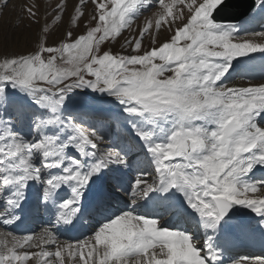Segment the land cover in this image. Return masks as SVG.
Here are the masks:
<instances>
[{
	"label": "snow or ice",
	"instance_id": "obj_1",
	"mask_svg": "<svg viewBox=\"0 0 264 264\" xmlns=\"http://www.w3.org/2000/svg\"><path fill=\"white\" fill-rule=\"evenodd\" d=\"M9 4L2 0L0 12ZM89 4L88 25L74 32L71 25L85 18ZM156 4L160 11L125 38L120 52L101 53L105 41L131 31ZM226 7V0H78L70 12L58 0L52 16L60 31L47 20L41 25L39 4L24 9L37 30L35 47L0 49V112L30 117L32 128L30 137L21 135L0 115V264H223L215 241H230L233 208L250 209L264 230V178L251 175L264 169V80L225 82L233 60L264 54V31L238 35L234 26L217 23ZM163 26L170 35L158 41L153 33ZM146 37L151 43L142 48ZM83 89L114 97L146 150L148 167L127 188L113 178L112 190L127 198L123 208L107 189L91 201L86 195L106 169L130 165L98 129L65 115L70 94ZM173 190L199 216L205 239L140 212L141 201L151 203L155 193L167 203ZM85 205L88 214L103 216L99 226L83 239H61V228L79 227ZM17 210H51L55 222L16 235L7 229L20 220ZM229 264H264V256Z\"/></svg>",
	"mask_w": 264,
	"mask_h": 264
},
{
	"label": "rangeland",
	"instance_id": "obj_2",
	"mask_svg": "<svg viewBox=\"0 0 264 264\" xmlns=\"http://www.w3.org/2000/svg\"><path fill=\"white\" fill-rule=\"evenodd\" d=\"M236 1H239V0H236ZM0 2H2V0H0ZM57 2H58V0H10V4H9L8 8L4 9L2 12H0V49L7 48L8 50H11V51H24L25 49L35 47L34 37H35V35H37V30L33 27V24L31 23L30 18L28 17V14L24 11V9L30 5H34V4L40 5L41 25H43L45 23V20H47V23L52 28H54L56 31H60L61 28L56 26V24L54 23V16H52V8L55 6V4ZM59 2L60 3H67L68 4V11L71 12L72 11V5L77 4L78 0H59ZM166 2H167V0H166ZM45 8H47V12H45ZM91 10H92V5L89 4V7L87 9H85V12H86L85 18L78 25L77 24L71 25L74 32H81V33L83 32L84 27L86 25H88V16L91 15ZM159 11H160L159 4H156L155 6H153L151 11H143V13L140 15L139 19L136 20L135 23L133 24L132 30L131 31L122 30L121 35L117 37V41H119V42L111 41V40L105 41V43L101 45V53L103 51H112L114 53L120 52L121 51V44L124 43L125 38H131L132 35L137 34L139 32L140 28L144 26L145 20L146 19L147 20L153 19V17L155 16V13H157ZM73 15H74V13H73ZM234 15H235V13L226 14V16H234ZM155 18L158 19L159 17H155ZM217 22H220V21H217ZM223 22L226 23L229 21H223ZM94 23L95 22H93L92 26H94ZM222 24H224V23H222ZM64 26L65 27L69 26L67 16H65V18H64ZM153 34L158 37V41H163L165 36L170 35V33L166 31V26H163L160 29L159 33L154 32ZM150 43H151V38L146 37L142 41V48L149 47ZM131 50L132 49H127V51H129V52ZM157 62L159 63V61H157ZM233 62L234 61H232V66H233ZM244 70H245V68H243L240 71V73L233 71V73L231 74L230 81H236V83L239 85H248L249 83L254 82V84H256V83H259L261 80H263L261 78L257 79V78H253V77L247 78V77L241 76V73ZM8 92L11 94H15L18 97L24 98L25 100H27V103L29 105H31V103H32L31 99L28 98L25 93L19 92L17 89H13L11 87L8 88ZM70 96L73 98V102H71V103L66 102L65 115H72V116H74V118L78 119L82 123H85L87 126L98 129L101 132V134L105 135V139L107 141H109L111 146L118 148L119 150H121L122 152H124L127 155L130 166L128 168H120L118 166H112V169H114V170L116 167V171L110 172V177L112 179V176L114 173L119 174V175L122 174L121 177L124 178V180L126 182H130V180L134 179L132 177L133 176L135 177L137 171L140 170L138 168H139V164L141 163L142 159L145 160L146 158H145V156L139 155L141 148H140V150L137 149L135 146L136 145L135 141L130 139L129 135H126L127 129L123 128V126H125V125L127 126V124H128L127 119L121 117L117 120H114V123H112L113 120L110 119V116L114 115L115 112L118 109L120 110L121 108H123V106H121L114 99V97L108 96L107 94H101L99 92H93L90 89L76 90L74 93H71ZM117 106H119L120 108ZM112 108L117 109V110L114 111ZM41 111H44V110H41ZM0 115H2L4 119L12 121L14 130L18 131L21 135L30 137V135L32 134L30 117L24 119L23 121H19L17 119V117L15 115H13L10 112V110H7V109L0 112ZM136 119L138 120L139 118H136ZM262 119H264V116L261 117V120H259V122L261 124H264V121ZM127 128L130 129L131 125H130V127L127 126ZM125 131H126V133H125ZM138 147H139V145H138ZM130 157H132V158H130ZM138 157H139V159L137 160ZM142 166H143L142 168H145V169L148 167L147 164H142ZM134 171H135V174L132 175L130 172H134ZM252 177L258 179V177H256L255 175ZM120 180L123 181V179H121V178H120ZM100 181L101 182H99V183H94L91 186V188H93L95 186L96 189H98L101 186V184L103 183L102 176L100 178ZM113 183L114 182H112V185H113ZM31 184L34 185L35 182H31ZM106 184H107V182H106ZM112 185H110V187L106 186L107 190L110 189L111 191H113ZM123 185L126 186V184H123ZM37 187H39V186L37 185ZM127 187L128 186H126V188ZM119 193H120V195L121 194L123 195L122 192H119ZM174 193H177V198H178V200H180L181 199L180 193L176 192V191ZM30 195H31L32 201L34 202L33 195L31 192H30ZM70 195H71V191H70V189H68L66 194L64 195V198L67 199L68 196H70ZM88 195H89V198L91 199V194H88ZM152 197L157 199L158 195L152 194ZM124 198H125V200H127L126 197H124ZM157 202L158 203H164L162 201H157ZM114 203L116 204L117 207H120V208L125 207V206L120 205L117 202H114ZM164 207H166L165 203L161 205V208H164ZM185 209H186V207H185ZM185 209H183V210H185ZM172 210H174V209H172ZM239 210L243 212L242 206L241 207L239 206ZM161 214H162L161 216L159 214L158 215L159 217H156V216L155 217L159 218V219H167L168 221H171V223L169 225L170 228L185 230V231L191 232L194 235V237L197 239H204V236L200 235V230L203 227V225L196 222V221H198V217L196 218V221L194 223H192L191 225H187L185 220H183L182 218L174 220V218H170V216H169L170 213L165 214V212L163 210H161ZM163 214H165V215H163ZM245 214L249 215L252 218L251 221H253L252 223H250V225H252V226H250V225L246 226V228H248V229L253 227V225L256 222L260 223V221L262 219L261 217L254 216L252 213L247 212V211H245ZM36 215H37V218L35 217L34 220L32 219L26 223L25 226H28V227H26L27 230L25 232L13 230L12 228L14 225L10 226L9 229H7V230H11V231L13 230L14 233H16V234H21V235L23 234L24 235L30 231H34L33 229H35V227L37 225L39 226L41 223H45L47 221H51L53 223L55 222V217H54V215L51 214V210L49 212V215H45L43 210L37 212ZM85 217L86 218H85L84 222L87 223V224H85L86 230L88 227H90L91 229L93 227H98L99 226L98 221L103 220V216L96 214V213H93L91 215H89V214L85 215ZM187 222L191 223L189 220H187ZM90 223H92V225H90ZM164 224L166 226V223H164ZM257 225L258 224H256L255 226L257 227ZM167 227H168V225H167ZM66 230H67V228H61V231L59 234L60 235L64 234V232H66ZM202 230H204V229H202ZM205 233H206V231H205ZM208 233H211V230H208ZM250 233H253V231H247L245 236L247 234H250ZM91 234H92V231L90 232L87 230V232L83 236L81 234L80 235L81 237L79 236L78 238L83 239L84 237L91 235ZM242 234H241V236H243ZM255 235H256V233H255ZM257 236H259V235H257ZM224 244L225 243L223 241H219V242H217L216 246L218 248H221L224 250L226 248ZM231 244L234 245V242H231ZM245 253H246V251H240V252H238V254L227 251V252H224V255H227L230 258L233 256L235 258H238L239 256H245L246 255ZM29 264H32V262L30 261ZM224 264H228V263L225 262Z\"/></svg>",
	"mask_w": 264,
	"mask_h": 264
},
{
	"label": "bare ground",
	"instance_id": "obj_3",
	"mask_svg": "<svg viewBox=\"0 0 264 264\" xmlns=\"http://www.w3.org/2000/svg\"><path fill=\"white\" fill-rule=\"evenodd\" d=\"M254 1H255V8L246 17H244V18H242V19H240L238 21H229V22H226V23L225 22H217V23H221V24L224 23L222 25H224L225 27L234 26L236 29L239 30L238 31V35H245L248 32H254V31H264V4H261L260 0H254ZM181 44H183V41L181 42ZM233 61H234L233 62V66L229 69L228 76H227L225 82H230L231 74L233 73V71H236L237 73H240V71L243 68H245V70L241 73V76L247 77V78H251V77L257 78V79L261 78V79L264 80V54L256 53V54H252L251 56L237 58V59H235ZM252 84H254V82ZM119 111L121 113H119ZM118 113H119V116H115ZM263 116H264V113L261 114V117H263ZM121 117L127 119V121H128V118H126V114L123 112V110H119L118 109L115 112V114L111 116V119L114 118L115 120H117V119H119ZM261 117L259 118V120H261ZM262 120L264 121V119H262ZM127 126L130 127V124L128 123ZM130 139H132L131 135H130ZM138 145L140 146V144H138ZM106 175H108L107 179H105ZM251 175L252 176L255 175L258 178H264V169H258V168L254 169L253 173ZM132 178H134V176ZM93 179H94L95 183L101 182L100 178L99 179L93 178ZM102 179H103V183L101 184V186L98 189H96L95 186L92 188L91 199H92V197H95V196H98V195H102L104 193L105 189H107L106 186L109 187V185L111 184L110 183V181H111L110 172H108L107 169L105 170L104 174H102ZM106 182H107V184H106ZM121 184L123 185L124 183H121ZM123 186L126 188L125 185H123ZM101 187H103V189H101ZM173 191L175 192V190H173ZM86 195H88V193H86ZM112 195L114 197L113 202H117V203H119L122 206H125L128 203V201L125 200L124 195H122V194L120 195V193H118V194L114 193L113 194V192H112ZM180 197H181V199L178 200L177 193H175V195L167 203H165V204L168 205L169 208L174 209V210L171 211V217L170 218L177 219L179 217H182L184 220H186V221L189 220L192 223V222L196 221V218L198 217V221L197 222L202 224L201 221H200L199 216L196 213H194V211L188 206V204L186 203V201H185V199H184V197H183V195L181 193H180ZM157 201H161L159 196L157 197V199L153 198L151 203H149L148 200L142 201L141 204H140L139 210L142 213L143 212H150V213L154 214L156 217H159L158 216L159 214H157V210H158L157 206L160 203H158ZM26 202H27V204L29 206L34 203L32 201V199H31L30 192L26 193ZM185 207H186V209H185ZM182 208L185 209V210H183ZM242 209H243V213L244 214H245V211H247V212L252 213L254 216H257L255 213H253L248 208L242 207ZM82 210L86 213V211H88V205H85ZM17 214L20 215L21 218H20V220H18L14 224V226L12 228L15 231H20V232L24 231L25 232L27 230L26 227H28V226H25L26 223L28 221L32 220V219L34 220L35 217L37 218L36 213L33 214L31 212H28V211L20 212L19 210H17ZM85 218L86 217L84 216V219L80 222L79 227L76 228V229L65 227V228H67V230H66V232H64V234L60 235L61 239H64V240L75 239V238H78L81 234L83 236L87 232V230L91 232L92 229L90 227H88L87 230L85 229V224H87V223L84 222ZM26 220H28V221L26 222ZM162 220H163L164 223H166V226L168 225V227H169L171 221H168L167 219H162ZM251 220H252V218L249 215L245 214V217H244V219L242 221H234L233 222V227H232V236H231L230 240L237 239V237L241 236L242 233H243L242 235L245 236L247 231H249L248 228H246V226L247 225L249 226L250 223L253 222ZM90 225H92V223H90ZM37 226L35 227V229H33V228L32 229L34 231H38L39 230V228H38L39 226L38 227ZM250 226H252V225H250ZM204 230H202V229L200 230V235L204 236V239H205L206 238V233H205ZM9 231H11V230H9ZM259 233H260V235H263L264 234V230L259 229ZM14 234H16V233H14ZM207 234H211V233H207ZM16 235H21V234H16ZM219 241H221V240L217 237L215 243L217 244V242H219ZM225 247L226 248L224 249V252H227V251L229 252L230 251V252H235L236 254H238L239 249H242V250L245 249V251H247V254L245 253L246 254L245 256L253 257V258L258 256V255H255L257 253H255V254L253 253V256L252 255H248V253H251L252 251H256L257 252V250H255V246H248L246 248H244V247L243 248H238V247L235 248V247H232V245L230 244V241H228L227 244L225 245ZM259 256H264V254L260 253ZM231 259H235V257L233 256V257L230 258L229 256L224 255L223 264L225 262H227L229 264V260H231Z\"/></svg>",
	"mask_w": 264,
	"mask_h": 264
},
{
	"label": "water",
	"instance_id": "obj_4",
	"mask_svg": "<svg viewBox=\"0 0 264 264\" xmlns=\"http://www.w3.org/2000/svg\"><path fill=\"white\" fill-rule=\"evenodd\" d=\"M226 3L227 7L219 14L217 21H238L247 16L255 6L254 0H227ZM230 13H235V15L226 16V14ZM232 212L236 213V219L238 220H241L245 216L238 211V206L233 208L229 215H231Z\"/></svg>",
	"mask_w": 264,
	"mask_h": 264
}]
</instances>
